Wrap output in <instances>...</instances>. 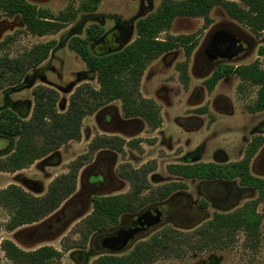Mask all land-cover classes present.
I'll list each match as a JSON object with an SVG mask.
<instances>
[{
    "label": "rangeland",
    "instance_id": "obj_1",
    "mask_svg": "<svg viewBox=\"0 0 264 264\" xmlns=\"http://www.w3.org/2000/svg\"><path fill=\"white\" fill-rule=\"evenodd\" d=\"M27 1L56 15L68 8L77 9L83 0ZM162 1L100 0L96 11L78 13L76 19L64 29L44 37L29 35L18 17L9 18L0 14V57L16 58L33 45L56 41V46L48 58L37 68L27 71L19 84L9 85L7 80L0 81V111H17L22 107L31 111V90L39 85L52 88L58 93V112L65 110L70 95L78 86L88 84L97 89L93 74L68 49L69 40L73 37L84 38L87 28L97 26L103 30L105 36L102 39V49L95 47L94 50L98 53L118 50L135 39L136 21L153 13ZM226 1L239 3V0ZM220 30L250 40L246 55H240L239 58L225 63L247 65L258 60L264 68V57L258 58L256 55L257 48L264 46V32L257 37L253 36L247 28L231 20L220 7L211 10L210 23L207 26L198 18L175 19L171 28L159 38L163 39L167 35L194 36L197 45L187 63V87L184 88L179 82V73L175 69L176 64L185 61L181 47L164 53L149 63L139 86L141 96L152 100L159 107L161 126L150 131L140 119H125L120 102L113 101L83 118L79 141L63 145L40 163L33 165L30 171H22L18 175L0 174V189L6 188L13 181L24 189L43 194L54 178L67 172L71 162L88 153V147L95 138L115 137L125 143L137 142L134 148L124 145L121 153L103 148L89 155L78 172L74 195L62 203L54 215L36 224L7 232L5 225L9 213L0 208V243L10 240L24 251H32L42 246L61 251L62 244L77 243L79 235L74 233V229L91 212L92 198L129 191L128 182L121 178L123 168L140 169L146 166L151 169L147 174V182L152 188L169 183H184L186 188L179 192L188 200V213H179L176 210L172 212L174 204L177 207L185 204L183 197H177L171 203H151L146 208L160 206L164 210V218L158 226L134 237L120 251L101 247V240L110 232L94 233L88 238L84 248L61 251L60 264H93L101 254H127L134 244L148 240L161 228L188 231L210 219L214 213L232 212L245 202L256 199V191L243 188L235 180L229 183L230 187L236 189L234 200L215 206L205 195L210 193V186L197 180H185L170 175L166 170L168 165L173 164L239 161L252 138L264 134V111L251 113L249 110L256 98V87L244 84L238 88L239 81L234 76L220 81L211 92H207L203 86V81L210 76L214 65L207 69L202 55L210 36ZM6 147L7 142L0 139V151ZM263 148L264 145L256 155ZM258 164L256 163L252 174L264 178ZM93 177L100 178L92 183ZM28 178L35 181L34 186H28L25 181ZM200 202H205V209L199 207ZM257 211L262 214L258 251L245 249L242 245L243 235L236 233L234 242L225 249L187 251L179 258H164L153 264H264V195ZM133 216L122 215L118 224H123V218ZM0 264H12L5 259L1 250Z\"/></svg>",
    "mask_w": 264,
    "mask_h": 264
},
{
    "label": "trees",
    "instance_id": "obj_2",
    "mask_svg": "<svg viewBox=\"0 0 264 264\" xmlns=\"http://www.w3.org/2000/svg\"><path fill=\"white\" fill-rule=\"evenodd\" d=\"M100 0H83L77 9L68 8L56 15L38 8L27 0H0V14L18 17L25 31L33 37L53 35L74 21L78 13L96 11ZM220 7L234 22L248 29L255 37L264 32V0H163L159 7L135 23V39L128 45L113 51L96 52L103 47L105 34L97 26L86 29L85 37H73L68 49L76 54L89 73L93 74L97 89L88 84L78 86L70 95L63 112L57 111L58 93L46 86H35L31 90V111L21 109L0 111V139L7 147L0 151V173H15L30 167L70 141H79L82 120L100 107L119 101L125 119H140L150 131L161 126L159 107L150 99L143 98L139 86L149 63L164 53L181 47L185 61L175 69L179 82L188 85L187 63L197 45L193 35L165 34L177 18L202 19L204 26L210 23V12ZM56 41L33 45L16 58L0 57V81L9 85L19 84L27 71L37 68L55 48ZM257 57H264V46L256 50ZM229 76L239 80L238 88L248 84L257 88L251 113L264 111V68L255 60L247 65L218 64L211 75L203 81L207 92ZM202 111V110H201ZM137 142H124L120 138L98 137L92 140L88 153L71 162L67 172L54 178L46 192L34 197L16 185L0 189V208L9 213L5 225L7 232L20 227L36 224L54 215L62 203L72 197L76 190L79 170L89 155L99 149L122 152L124 145L136 147ZM264 145V134L252 138L242 159L233 163H190L168 165L170 175L185 180H226L237 179L241 186L249 187L258 197L249 200L228 213H214L210 219L196 228L182 231L175 228H161L148 240L139 241L123 255L101 254L93 264H153L164 258H179L187 251L225 249L234 242L236 233L243 235L245 249L256 252L260 245V224L262 214L257 207L264 195V178L251 175L249 166L257 151ZM151 170V169H150ZM149 168L124 169L121 178L129 184L124 194L94 196L91 212L75 227L79 235L77 243L62 244L61 251L84 248L88 238L99 232L116 231L119 218L124 214H135L148 204L164 201L174 192L186 188L184 183H169L152 188L147 182ZM205 207V204H202ZM5 259L12 264H60L61 251L42 246L24 251L10 240L0 243Z\"/></svg>",
    "mask_w": 264,
    "mask_h": 264
},
{
    "label": "flooded vegetation",
    "instance_id": "obj_3",
    "mask_svg": "<svg viewBox=\"0 0 264 264\" xmlns=\"http://www.w3.org/2000/svg\"><path fill=\"white\" fill-rule=\"evenodd\" d=\"M249 41L250 40L246 39V37L245 38L241 37L229 31L220 30V31L215 32L214 34L210 36L207 42L206 49L202 55L205 63H207L206 65L207 69H210V67L214 65L213 67V70H214L218 64L230 62L236 58H239L240 55H246L250 48V44L248 43ZM213 70L211 71V73L213 72ZM211 163H220V162H211ZM256 163H259L258 168L264 174V148L261 149L260 152L251 161L250 163L251 166H249L250 173L252 172ZM220 164H226V163H220ZM251 175L253 174L251 173ZM235 180L237 179H234L232 181L217 180V179L201 180V181L197 180V181L203 182L205 185L210 186L209 187L210 193L205 194V195H207L210 202H212V204H214L215 206H222L234 200L233 197L236 194L235 192L236 189L234 187H230L229 183H232ZM242 187L249 188L245 186H242ZM179 191L174 192L169 198H167L164 201L165 203L167 202L171 203V201H174L177 197H183L185 204H183L182 207L180 206L177 207L176 204H174L172 212L176 210L179 213L180 212L188 213V211L186 210L188 209L187 207L189 206L188 200L184 196V194H181ZM159 202H163V201H159ZM202 204H205V202H200L199 207L201 209H205L206 204H205V207H202ZM148 205L143 207L137 213L131 214V215H134L132 218H123L124 219L122 220L123 224H118L115 232L107 234V237L101 240L100 242L101 247H103L104 249L116 250L119 247V245L116 244V242L118 241L117 238L119 237L118 233L120 231L125 232V231H129L135 228H139L138 231H136L135 235L133 236L134 238L138 236L139 234L144 233L150 230L151 228H155L156 226H158V224L164 218V210L160 206L146 208ZM156 211L160 212V218L157 223H154L153 216L156 213ZM217 213H226V212H217ZM196 227H192V228H196ZM142 228H145V229H142ZM132 239H130L129 242Z\"/></svg>",
    "mask_w": 264,
    "mask_h": 264
},
{
    "label": "crops",
    "instance_id": "obj_4",
    "mask_svg": "<svg viewBox=\"0 0 264 264\" xmlns=\"http://www.w3.org/2000/svg\"><path fill=\"white\" fill-rule=\"evenodd\" d=\"M231 77V76H230ZM227 78H229V77H227ZM236 78V77H235ZM226 78H224V79H222V80H220V81H223V80H225ZM219 81V82H220ZM237 81H239V80H237ZM218 82V83H219ZM217 83V84H218ZM66 109V108H65ZM64 111V110H63ZM62 111V112H63ZM80 132L82 133V126H81V129H80ZM71 142V141H70ZM69 143V142H68ZM45 158V157H44ZM44 158H42V159H40V160H37V161H35L30 167H28V168H26V169H23V170H20V171H17V172H15V173H0V174H4V175H6V174H12V175H18V173H21L22 171H30L31 170V167H33V165H35L36 163H40V161H42ZM203 163V162H202ZM205 163V162H204ZM207 163V162H206ZM251 166V165H250ZM252 173V172H251ZM254 175V174H253ZM256 176V175H255ZM256 177H259V175L258 176H256ZM100 178V177H99ZM99 178H96V177H93V178H91V182L92 183H94L96 180H99ZM261 178V177H260ZM26 182H28L27 184H29L28 186H34V184H35V181H33L31 178H28L27 180H25ZM16 185V186H18V187H20L19 186V184L18 183H15V182H13V181H11V183L9 184V185ZM21 189H23L25 192H27V193H29L30 195H32V196H34V197H39V196H42L43 194H37V193H34V192H32V191H29L28 189H24L23 187H20ZM55 250H57V251H60V250H58V249H56V248H54Z\"/></svg>",
    "mask_w": 264,
    "mask_h": 264
},
{
    "label": "water",
    "instance_id": "obj_5",
    "mask_svg": "<svg viewBox=\"0 0 264 264\" xmlns=\"http://www.w3.org/2000/svg\"><path fill=\"white\" fill-rule=\"evenodd\" d=\"M159 218H160V212L156 211V213L153 216L154 223H157ZM138 229L139 228H135V229H132V230H129V231H125V232L120 231L118 233V235H119V237L117 238L118 241L116 242V244H118L119 247L116 250L120 251L123 248H125L126 245L129 242V240L133 238V236L135 235L136 231H138ZM142 229H145V228H142Z\"/></svg>",
    "mask_w": 264,
    "mask_h": 264
}]
</instances>
